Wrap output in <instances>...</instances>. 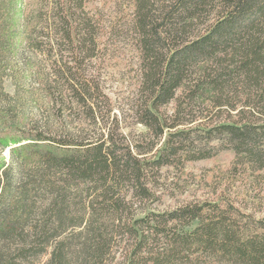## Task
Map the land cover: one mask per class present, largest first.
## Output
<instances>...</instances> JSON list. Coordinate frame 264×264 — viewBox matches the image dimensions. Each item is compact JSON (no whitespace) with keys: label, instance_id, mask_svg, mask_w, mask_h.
<instances>
[{"label":"trees","instance_id":"1","mask_svg":"<svg viewBox=\"0 0 264 264\" xmlns=\"http://www.w3.org/2000/svg\"><path fill=\"white\" fill-rule=\"evenodd\" d=\"M130 1L141 65L138 121L162 142L146 160L111 135L78 140L0 126V146L9 151L7 161L0 157V264H29L41 255L35 264H65L69 237L82 230L89 233L81 244L86 264H103L112 241L120 254L113 264H264V215L230 196L135 217L116 192L127 182L133 195L147 199L150 166L228 148L230 177L264 201V0ZM87 2L38 0L36 12L25 13L23 39L47 54L54 43L68 44L71 58H50L61 86L37 70L38 88L54 103L68 92L95 118L92 106L103 94L80 67L94 55L101 21L88 14ZM40 20L51 27L46 48L35 35ZM82 183L90 187L79 203Z\"/></svg>","mask_w":264,"mask_h":264},{"label":"rangeland","instance_id":"2","mask_svg":"<svg viewBox=\"0 0 264 264\" xmlns=\"http://www.w3.org/2000/svg\"><path fill=\"white\" fill-rule=\"evenodd\" d=\"M41 3L38 4V0H0V126L19 124L23 126L22 130L37 129L50 136H69L78 140L104 139L111 135L118 142L128 144L142 158L152 160L163 138L157 139L138 121L137 96L141 65L129 18L132 2H87L88 14L97 15L101 21V26L96 28L99 39L94 55L86 56L80 67L83 75L94 79L103 94L97 100V107L92 106L95 118L88 107L76 103L68 92L54 103L38 88L41 75L37 74V70L50 83L54 80L55 85L61 86L63 80L55 76L51 69L52 56L62 53L64 59L71 58L69 46L64 42L58 45L54 43L50 54L44 53L45 49L39 51L25 44L24 17L30 10L36 12ZM46 24L40 20L35 33L40 43L51 36V27ZM9 28L10 33L6 37L3 32ZM42 47L46 48L44 43ZM21 115H24V119L19 123ZM8 154V148L0 146V157L7 161ZM233 158L234 152L223 148L210 157L183 160L177 165L150 166L144 180L153 191L151 197L145 199L133 195L127 182L118 184L116 192L127 200L126 206L135 217L144 210H162L220 195L230 196L243 210L264 215V201L259 204L256 198L245 194L246 181L230 177ZM80 187L79 203L87 200L86 188L90 185L82 183ZM77 232L69 237L65 264H86L90 260L81 249L89 233L85 230ZM112 242L113 250L104 257L103 264H113L119 259L117 245ZM41 256L30 258L29 264L37 263Z\"/></svg>","mask_w":264,"mask_h":264}]
</instances>
